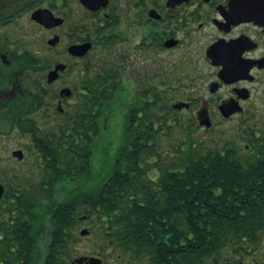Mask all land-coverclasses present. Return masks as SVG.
Instances as JSON below:
<instances>
[{
    "label": "flooded vegetation",
    "instance_id": "obj_1",
    "mask_svg": "<svg viewBox=\"0 0 264 264\" xmlns=\"http://www.w3.org/2000/svg\"><path fill=\"white\" fill-rule=\"evenodd\" d=\"M97 65L120 94L124 166L136 145L127 130L149 109L170 125L230 133L250 160L264 151V0H0V264L42 262L45 228L32 231L31 207L15 202L45 195L48 140L93 125ZM85 105L88 126L70 125ZM161 141L147 144L171 163ZM263 245L240 264H264Z\"/></svg>",
    "mask_w": 264,
    "mask_h": 264
},
{
    "label": "trees",
    "instance_id": "obj_2",
    "mask_svg": "<svg viewBox=\"0 0 264 264\" xmlns=\"http://www.w3.org/2000/svg\"><path fill=\"white\" fill-rule=\"evenodd\" d=\"M94 80L93 125L77 132V140L71 130L48 140L45 195L22 194L15 202L31 207L25 213L32 231L45 228L41 264H74L82 256L103 264H239L264 238V151H256V160L233 146L194 153L187 141L186 149H175L180 163H168L147 142L169 135L172 125L149 109L137 118L139 130H127L128 144L136 141L127 165L122 146L109 175L90 187L97 121L118 91L117 86L106 91L107 70L101 65ZM89 114L85 105L70 125L88 126ZM154 168L159 171L154 180L126 176ZM84 224L87 237L78 232ZM84 241L89 246L81 251Z\"/></svg>",
    "mask_w": 264,
    "mask_h": 264
},
{
    "label": "rangeland",
    "instance_id": "obj_3",
    "mask_svg": "<svg viewBox=\"0 0 264 264\" xmlns=\"http://www.w3.org/2000/svg\"><path fill=\"white\" fill-rule=\"evenodd\" d=\"M97 123L99 131L91 144L90 181L87 183L90 187H96L109 175L114 159L124 142V119L119 93H116L113 99L102 108ZM188 124V121L176 122L172 125L169 135L161 139V142L164 143L162 149L170 150V162L180 163V153L175 152V149L183 150L184 141H191V146L194 144V153H204V151L211 150L214 147L220 149L232 146L230 133L219 136L215 134L204 135L200 131H192ZM85 227V224L82 225L79 231ZM88 246V242L84 241L79 243L78 248L83 251ZM260 250L264 251V245ZM246 257L243 260H238V263L240 264L246 260Z\"/></svg>",
    "mask_w": 264,
    "mask_h": 264
},
{
    "label": "water",
    "instance_id": "obj_4",
    "mask_svg": "<svg viewBox=\"0 0 264 264\" xmlns=\"http://www.w3.org/2000/svg\"><path fill=\"white\" fill-rule=\"evenodd\" d=\"M62 69L61 66H57L54 71L50 72L48 75V82H51L57 77V71ZM227 117V116H226ZM2 187H0V198L2 195ZM89 234L88 229L84 228L80 231V236H87ZM74 264H102V261L95 257H80L76 258L73 262Z\"/></svg>",
    "mask_w": 264,
    "mask_h": 264
}]
</instances>
